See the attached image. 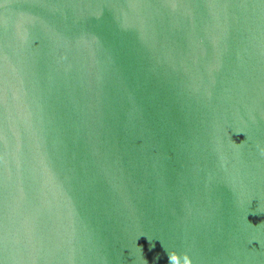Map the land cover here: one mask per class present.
Masks as SVG:
<instances>
[{"label": "water", "instance_id": "1", "mask_svg": "<svg viewBox=\"0 0 264 264\" xmlns=\"http://www.w3.org/2000/svg\"><path fill=\"white\" fill-rule=\"evenodd\" d=\"M0 264H264V0H0Z\"/></svg>", "mask_w": 264, "mask_h": 264}]
</instances>
